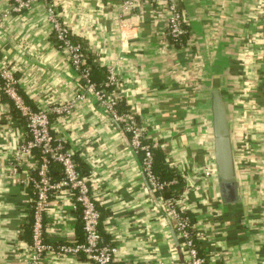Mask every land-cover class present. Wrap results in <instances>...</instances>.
Segmentation results:
<instances>
[{"label": "crops", "instance_id": "1", "mask_svg": "<svg viewBox=\"0 0 264 264\" xmlns=\"http://www.w3.org/2000/svg\"><path fill=\"white\" fill-rule=\"evenodd\" d=\"M127 1L34 0L13 12L9 0H0V64L12 71L16 92L33 110L69 105L84 92L51 31L46 9L53 5L70 35L96 56L104 84L113 73L117 86L107 90L117 94L119 112L133 114L144 140L166 152L169 170L183 182L176 205L193 220L203 264H264V0H176L185 35L175 47L163 36L161 1L125 9ZM1 87L0 79V264H28L34 194L25 174L34 166L11 167L26 126L10 113L12 102ZM214 91L228 121L234 204L222 200L215 174ZM84 94L68 112L49 114L51 136L89 185L99 232L117 248L115 262L181 264L185 240L149 187L142 154L133 152L103 102ZM43 224L50 246L82 241L79 209L67 190L51 192ZM40 264L92 263L53 251Z\"/></svg>", "mask_w": 264, "mask_h": 264}, {"label": "built area", "instance_id": "2", "mask_svg": "<svg viewBox=\"0 0 264 264\" xmlns=\"http://www.w3.org/2000/svg\"><path fill=\"white\" fill-rule=\"evenodd\" d=\"M11 2L10 10L13 12H22L30 8L34 0H9ZM138 1L157 2L161 1L164 12L163 36L167 44L175 47L185 33L183 29V18L177 10L176 0H129L124 4L125 9L133 7ZM47 18L51 24V31L56 40L57 47L64 51L72 68H74L81 81H83V90L76 95L71 103L65 106L55 107L47 110H33L18 95L15 90L16 80L12 71L5 65L0 64V79L2 81V92L11 100L15 110L25 121L26 135L21 140L19 146L12 154L11 159L13 171L15 166H20L29 161L33 163L32 171L25 174V181L34 194L31 206V258L28 264H40L42 256L56 251L61 255H82L92 264H117L114 256L117 248L108 242H103L99 232L100 213L94 202L90 188L85 179L80 178L77 172L76 162L70 152L66 151L62 145L55 143L51 136V124L49 114L51 112H68L73 103L82 101L84 93H92L100 99L110 116L117 121L124 132L129 135L130 147L134 153H141L142 171L146 177L149 187L156 192H160L167 186L166 182H159L152 171V151L159 145L156 142L145 143L143 130L137 123L133 114L129 112L120 113L117 111V94L108 91L112 86H117L116 79L110 71L103 90H96L91 81L87 69L81 68L84 63L80 54V48L70 40L68 28L59 20L57 12L53 5H48L46 9ZM38 150L40 157L36 160L33 151ZM51 162L57 163L62 170V177L58 181H53L50 177L49 167ZM204 174H212L211 167L204 169ZM59 189L67 190L72 197L73 204L79 209V218L82 229V241L70 245L50 246L44 242V224L43 217L48 205L49 197L52 191ZM164 213L172 220L176 232L185 240V258L183 264H203V259L198 255L193 247V241L189 237L188 228L190 223L187 217L182 216V210L177 208L175 202L171 199L162 200Z\"/></svg>", "mask_w": 264, "mask_h": 264}, {"label": "trees", "instance_id": "3", "mask_svg": "<svg viewBox=\"0 0 264 264\" xmlns=\"http://www.w3.org/2000/svg\"><path fill=\"white\" fill-rule=\"evenodd\" d=\"M183 29L185 30L184 24H183ZM184 35L185 33L183 34V36ZM52 40L54 41L53 35H52ZM70 40L74 44H77L80 48V54L84 60V63L81 66V68H85L88 70L91 81L94 84L95 89L103 90L104 81L106 80V73L103 70V67H101L98 64L96 60V56L92 54L91 52L87 51L84 47V44L78 38H74L73 36L70 35ZM180 40L178 44H176V46L179 45ZM80 83H81V86L83 87V81L80 80ZM117 111L119 112L118 108H117ZM10 113L12 114L13 117H16V118L19 117L20 120L24 123V119L19 115V113L13 107L11 108ZM143 142L148 143L147 140L146 141L144 140ZM165 154L166 152L160 149H154L152 151V158H153L152 171L154 173V176L159 182L167 183L166 187H164L160 192H157L159 194L160 199L162 200L171 199L172 202L176 203V201L179 200L180 198L181 186L183 182L179 176H177L175 173L169 170L167 166V161L165 160ZM33 156L36 160H38L40 157L39 151L34 150ZM49 173L53 181H58L62 177V170L60 169V166L54 162H51L50 164ZM79 177L82 178L80 173H79ZM173 179H175V182H172ZM181 214L182 216L187 217L189 220V223H190V227L188 228L189 237L193 241V247L199 253L198 245H197V237L193 229V220L188 216V214L184 212ZM103 242H106V241H104L103 239Z\"/></svg>", "mask_w": 264, "mask_h": 264}, {"label": "water", "instance_id": "4", "mask_svg": "<svg viewBox=\"0 0 264 264\" xmlns=\"http://www.w3.org/2000/svg\"><path fill=\"white\" fill-rule=\"evenodd\" d=\"M210 110L213 135V160L219 193L225 203L234 204L238 200L234 159L226 111L218 91H214L211 94ZM172 235L174 237L173 232ZM178 258L179 262L183 264V258L179 250Z\"/></svg>", "mask_w": 264, "mask_h": 264}]
</instances>
